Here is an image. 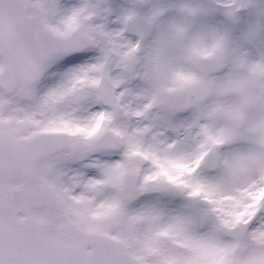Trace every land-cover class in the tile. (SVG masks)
Returning a JSON list of instances; mask_svg holds the SVG:
<instances>
[{
  "label": "snow or ice",
  "instance_id": "obj_1",
  "mask_svg": "<svg viewBox=\"0 0 264 264\" xmlns=\"http://www.w3.org/2000/svg\"><path fill=\"white\" fill-rule=\"evenodd\" d=\"M0 264H264V0H0Z\"/></svg>",
  "mask_w": 264,
  "mask_h": 264
}]
</instances>
